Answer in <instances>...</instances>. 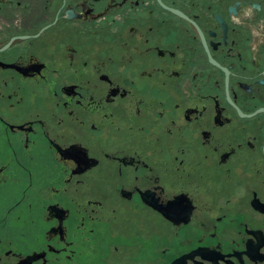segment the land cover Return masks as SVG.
<instances>
[{"label":"flooded vegetation","instance_id":"obj_1","mask_svg":"<svg viewBox=\"0 0 264 264\" xmlns=\"http://www.w3.org/2000/svg\"><path fill=\"white\" fill-rule=\"evenodd\" d=\"M0 264H264V0H0Z\"/></svg>","mask_w":264,"mask_h":264}]
</instances>
